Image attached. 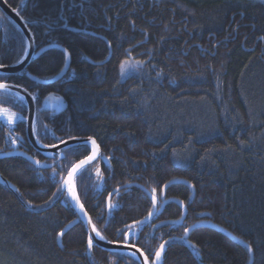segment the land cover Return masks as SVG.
I'll list each match as a JSON object with an SVG mask.
<instances>
[{
  "label": "trees",
  "instance_id": "1",
  "mask_svg": "<svg viewBox=\"0 0 264 264\" xmlns=\"http://www.w3.org/2000/svg\"><path fill=\"white\" fill-rule=\"evenodd\" d=\"M5 2L33 33L36 54L26 70L0 74V82L38 97L37 140L50 147L91 137L100 147L99 158L84 167L90 175L81 177V169L74 180L95 230L108 242L140 248L149 264H264V1ZM21 37L0 9L6 67L19 64ZM60 47L71 66L60 81L46 83L67 65ZM49 95L67 110L45 108ZM17 103L15 94L0 92V106L26 117L12 126L0 119V154L18 151L56 164L39 168L21 154L0 160V175L12 187L0 181V264H140L93 243L89 249L85 224L57 189L91 151L67 160L36 151L27 137L28 111ZM174 179L196 190L194 199L185 184L166 192V200L187 206L185 223L177 224L182 210L170 202L149 223L130 227L154 210L145 189L160 208ZM128 184L137 186L115 194L109 204L119 207L110 210L111 193Z\"/></svg>",
  "mask_w": 264,
  "mask_h": 264
},
{
  "label": "water",
  "instance_id": "2",
  "mask_svg": "<svg viewBox=\"0 0 264 264\" xmlns=\"http://www.w3.org/2000/svg\"><path fill=\"white\" fill-rule=\"evenodd\" d=\"M0 9L17 25V27L22 31V33L25 35V37H32L31 40H28L27 41V43H28V55L25 57V59L21 63H19L17 65L8 66V67H5L4 69H0V74H2V75H15V74H19V73L23 72L24 70H26L28 68V66L30 65L32 59L34 58V56L36 54V43H35V39H34L33 33L31 32V30L29 29L28 25L25 23V21L23 20V18L19 15V13L17 11H15L13 8H11L5 2V0H0ZM60 49H62L64 52L66 50V49H64L62 47H60ZM67 57H68L67 65H66L64 71L59 76H57L53 80H51L49 82H46V83H54V82L60 81L62 78H64L66 76V74L68 73L69 68L71 66V56H70L69 53H68ZM12 85H14V84H12ZM24 90H25V88H22V87L19 86V95L24 96L25 95V91ZM27 92L30 93L28 90H27ZM14 93H15V89H14ZM32 96L33 95L31 94V96H26L25 97V99L27 100V106H28V115H27V120H26L28 140H29L30 144L33 146V148L36 151L40 152V153L50 154V155H52V154L53 155L54 154H58L56 148H52L51 146L48 147V148L43 147V145L37 140V138L35 136L34 126H35V119H36V114H37V104H36V100H32L31 99ZM44 107L45 108L54 109L58 113H63V112H65L67 110V107H66L63 99L62 98H58L55 95H49L45 99V101H44ZM81 140H88V139L75 138V139L68 140L67 142H69V143H75V141H81ZM96 145H98V144L96 143ZM58 146L62 150L65 149L64 148V145L62 143L59 144ZM92 147H94V146H92ZM16 154L24 155L28 160H30L33 164L37 165L39 168H47V169H50V168L54 167V165L56 164V163H54V164L51 165V164H46L44 162H40L39 164H36V161L37 160L34 159L32 156H29V155H27V154H25L23 152H18V151L1 153L0 154V160L1 159H4V158H7V157H11V156L16 155ZM58 155H59V160L64 159V156H63V153L62 152H60ZM99 155H100V147L98 146V155H97L96 159L88 162L87 164L84 165V167H86V166L92 164L94 161H96L99 158ZM79 171L80 170H77L76 173H71V170H70V172H69V174H68V176L66 177L65 180H68L69 179V175L71 174V183L69 185H67L66 187L62 184L63 194L61 195V197L64 194H66L68 196V199H69L70 203L72 204V206L74 207V209L78 213L80 219L83 221V223L85 224V226H86V228H87L90 236L92 237L93 244L95 246L103 249V250H106V251L125 252V253H127L129 255H131V253L135 252V253H137V256L135 258L139 261V263L140 264H145L143 258L146 255L143 253V251L140 248H137L135 246L128 245V244L111 243V242L106 241L105 239H102L101 240V239H99V238L96 237V232L97 231L96 230L93 231V223H92L89 215L87 214V212H86V210H85V208H84V206H83L80 198H79L77 189H76L75 184H74L75 177L79 173ZM0 181L2 183H6L9 187H11V185L1 175H0ZM174 184H185V185L191 187L192 190H193V197H192V199L195 198V196H196V190L192 186V184H190L188 181L183 180V179H174V180H171L164 187L163 196H162L163 203H162V206L160 208H158L157 200H155L154 210L152 212L153 215H152L151 220L158 213H161L163 211L164 207L167 204H169L170 202H174V203L178 204L180 206L181 210H182V218L179 221H177V224L180 225V226H182L185 223L186 218H187V215H188V208H187V206L185 205V203L183 201L178 200V199H167L166 200V192H167L168 188H170ZM132 186H137V185L136 184H128V185L123 186L121 188H118L114 192H112L111 195H110V197H109V199H108V205H109L110 199L115 194H117L118 192H120L123 189L129 188V187H132ZM72 189L75 190V196L79 198L78 199V203L73 198L72 191H71ZM145 191L147 192V194L152 199L153 194L149 190H147V189H145ZM81 205L83 206L82 208L80 207ZM142 221H145V223H143V224L136 223V224L131 225L130 227L144 225V224H147V223L150 222V221H148L146 219H144ZM165 224L169 225L171 223H169V222L162 223V225H165ZM73 225L74 224H70L62 232L63 235L62 236L61 235L59 236V243H61L63 236L73 227ZM207 225L210 228H212L214 230H218V231L224 233L225 235H228L232 239L237 240V238L232 233H230L229 231H227V230H225V229H223L221 227H218L215 224L208 223ZM200 226H202L200 223H197L196 225L192 226L187 231V234H190L194 229L199 228ZM239 243H241L242 245H246L244 243V241H242V240H239ZM246 246L248 247V245H246ZM146 264H149L148 259L146 261Z\"/></svg>",
  "mask_w": 264,
  "mask_h": 264
},
{
  "label": "snow or ice",
  "instance_id": "3",
  "mask_svg": "<svg viewBox=\"0 0 264 264\" xmlns=\"http://www.w3.org/2000/svg\"><path fill=\"white\" fill-rule=\"evenodd\" d=\"M31 39H32V37H21L20 38V40H19V52H18L17 57H16V63H21L22 61H21L20 58L23 57V56H27L28 55V52H27V47H28L27 41L31 40ZM53 46L58 47V45H53ZM67 55H68V53L65 50V56H67ZM125 63H127V62H125ZM140 63H141L140 61H137L136 65H134V67L135 66H139ZM5 67L6 66L4 64L0 63V69H4ZM123 68H124V65L121 64V69L123 70ZM11 78L12 77H9V79H11ZM14 89H15V93H14ZM24 91H25V95L21 96V95H19V86L18 85H12V84L7 83V82H0V92H3L6 96L15 94L16 100L18 101L16 106L20 108L21 113H24V112L28 111V106H27L25 97L26 96H31V94L27 92V89H25ZM31 99L32 100H37L38 97L32 96ZM14 118L18 119L21 123L24 122L25 119H26V117L24 115H20L19 117H17V114L15 112H11V110L9 108H7V107H0V119H7V121L9 123H13L14 122ZM49 133H50V130L47 129L46 127H44L43 134L45 136H47V135H49ZM52 136H53V138H55L54 133H52ZM15 142L16 141L13 140V143H15ZM61 143L64 145V148L68 149L67 152L63 153V156H64L65 160H67L69 155H78L81 151H84V150H90L91 151L92 154L90 156H88L84 160H81L78 164H75V165H73L71 167V173H76L77 170L83 169L80 172L81 177H83L85 175H90V173L87 171V169H84V165L87 164L88 162L96 159V157L98 155V145H96V141L94 139H92L91 137H89L88 140L75 141V143H69L67 141L61 140ZM92 146H94V147H92ZM43 147L48 148L49 145H43ZM51 147L52 148H56L58 154L63 151L62 149L59 148L58 145H51ZM39 163H40V161L37 160L36 164H39ZM60 167L63 169L65 166L64 165H60ZM54 175H58V173H54ZM70 183H71V174L69 175V179L68 180H64L63 181V185L66 187ZM71 191H72V195H73L74 200L78 203V199L79 198L75 196V190L72 189ZM153 192H155V190H153ZM57 193H60L62 195L63 194V188H58L57 189ZM53 195L55 196L56 194L54 193ZM155 200H156V197L153 194V196H152L153 204H155ZM49 202H51V201H49ZM69 207H71V205H69ZM80 207L82 208L83 206L81 205ZM117 207H119V206L118 205H112V204L108 205V208L110 210H113V209H115ZM152 215L153 214L151 212H149L148 217L146 218V220L150 221L151 218H152ZM138 223L143 224V223H145V221H138ZM93 231H95V227L94 226H93ZM60 235L62 236L63 233H60ZM96 237L101 239V240L104 239L100 235L99 232H96ZM92 243H93L92 237L90 236L88 238V247H89V249H91ZM163 247L164 246L161 245L160 246V250L155 253L157 261H159L160 258H161V252L163 251ZM249 250H251V249H249ZM121 254L122 255H127V253H125V252H122ZM131 255L133 257H136L137 253L133 252V253H131ZM147 259H148L147 256H145L143 258L145 264H146Z\"/></svg>",
  "mask_w": 264,
  "mask_h": 264
},
{
  "label": "rangeland",
  "instance_id": "4",
  "mask_svg": "<svg viewBox=\"0 0 264 264\" xmlns=\"http://www.w3.org/2000/svg\"><path fill=\"white\" fill-rule=\"evenodd\" d=\"M262 1H264V0H262ZM26 100V99H25ZM26 103H27V100H26ZM0 107H6V106H0ZM7 108H9L10 110H11V112H15L16 114H17V117H19L21 114L19 113V112H17V111H15L14 109H12L11 107H7ZM2 121H4L5 123H7V124H9V125H15L19 120L18 119H15L14 118V122L13 123H9L8 121H7V119H1ZM74 184H75V181H74ZM101 235V234H100Z\"/></svg>",
  "mask_w": 264,
  "mask_h": 264
},
{
  "label": "flooded vegetation",
  "instance_id": "5",
  "mask_svg": "<svg viewBox=\"0 0 264 264\" xmlns=\"http://www.w3.org/2000/svg\"><path fill=\"white\" fill-rule=\"evenodd\" d=\"M158 208H159V206H158Z\"/></svg>",
  "mask_w": 264,
  "mask_h": 264
}]
</instances>
